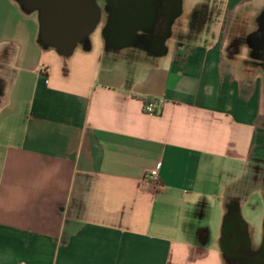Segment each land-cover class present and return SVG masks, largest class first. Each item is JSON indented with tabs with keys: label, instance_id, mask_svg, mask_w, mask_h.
Listing matches in <instances>:
<instances>
[{
	"label": "crops",
	"instance_id": "0c3cea01",
	"mask_svg": "<svg viewBox=\"0 0 264 264\" xmlns=\"http://www.w3.org/2000/svg\"><path fill=\"white\" fill-rule=\"evenodd\" d=\"M253 1L201 28L178 17L158 52L109 44L102 19L66 58L42 46L37 15L0 0V264H227L205 221L225 226L232 207L251 243L261 77L226 44Z\"/></svg>",
	"mask_w": 264,
	"mask_h": 264
},
{
	"label": "flooded vegetation",
	"instance_id": "af4514ba",
	"mask_svg": "<svg viewBox=\"0 0 264 264\" xmlns=\"http://www.w3.org/2000/svg\"><path fill=\"white\" fill-rule=\"evenodd\" d=\"M186 3V0H98L101 17L105 20L107 42L118 48L161 51L171 39L178 17H191L192 26L198 28L205 24L208 17H212L214 11L210 3H198L188 15ZM258 17V26L252 31H247L243 26L228 48L229 58L237 59L241 45L245 43L248 46L249 59L242 62L250 72L248 76L261 68L258 51L264 47V19H261L264 9L258 13ZM262 179L264 182V172ZM221 247L227 264H264L262 246L251 248L246 228L235 207L227 216Z\"/></svg>",
	"mask_w": 264,
	"mask_h": 264
},
{
	"label": "water",
	"instance_id": "95a60500",
	"mask_svg": "<svg viewBox=\"0 0 264 264\" xmlns=\"http://www.w3.org/2000/svg\"><path fill=\"white\" fill-rule=\"evenodd\" d=\"M16 2L27 14L38 12L42 46L54 49L66 58L71 57L80 45L90 40L103 19L98 0H16ZM258 55L264 75V47L259 49ZM244 223L247 226L246 222ZM262 248L264 250V240Z\"/></svg>",
	"mask_w": 264,
	"mask_h": 264
},
{
	"label": "rangeland",
	"instance_id": "374dc122",
	"mask_svg": "<svg viewBox=\"0 0 264 264\" xmlns=\"http://www.w3.org/2000/svg\"><path fill=\"white\" fill-rule=\"evenodd\" d=\"M186 10H187V15L190 14L192 9L196 7V5L200 2H208L210 3L212 9H213V14L212 17H228L226 16V10H227V0H186ZM261 9H264V0H258V1H253L249 5L240 8L238 14L236 16H230L232 17V21L229 24V37L227 40L226 44V49L231 46V40L236 37V35L241 32L243 29V26H246L245 29L247 31H252L255 29V27L258 26V13L261 11ZM35 15L38 17V12H34ZM232 48L230 49V52H232ZM240 54L235 59L237 62L242 63L245 61L247 58L249 59V48L248 46L243 43L241 45L240 49ZM2 65L0 61V66ZM247 68L245 67V74H249L250 72L246 70ZM256 74L260 75L261 79V86H262V99H263V109H264V75L262 69L255 70L253 72V78L256 76ZM251 76V77H252ZM16 124L22 126V123H20V119H17ZM251 202L253 203H258L259 207L256 209H252L251 207L245 208L243 211V220L246 222L247 226L249 225L252 227V236H251V243L250 246L251 248H259L263 244L264 240V197L258 198L255 195V198L251 199ZM204 223V222H203ZM205 223L208 225L210 228V232L212 235V241L216 242V245L219 247L222 244V236H223V216L221 213L216 214L212 213L211 217L208 221H205Z\"/></svg>",
	"mask_w": 264,
	"mask_h": 264
},
{
	"label": "built area",
	"instance_id": "2783aa9c",
	"mask_svg": "<svg viewBox=\"0 0 264 264\" xmlns=\"http://www.w3.org/2000/svg\"><path fill=\"white\" fill-rule=\"evenodd\" d=\"M147 113L153 115L155 113L154 105L152 103H147L145 106ZM148 181L154 186L158 187L160 184V177L158 169H153L147 174Z\"/></svg>",
	"mask_w": 264,
	"mask_h": 264
}]
</instances>
